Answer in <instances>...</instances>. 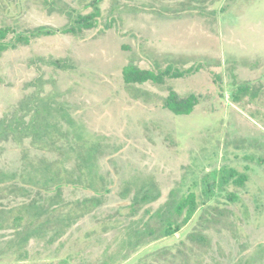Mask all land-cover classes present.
Returning a JSON list of instances; mask_svg holds the SVG:
<instances>
[{"label":"rangeland","instance_id":"374dc122","mask_svg":"<svg viewBox=\"0 0 264 264\" xmlns=\"http://www.w3.org/2000/svg\"><path fill=\"white\" fill-rule=\"evenodd\" d=\"M90 1L0 0V264H264V0H103L81 35L18 40Z\"/></svg>","mask_w":264,"mask_h":264},{"label":"trees","instance_id":"16d2710c","mask_svg":"<svg viewBox=\"0 0 264 264\" xmlns=\"http://www.w3.org/2000/svg\"><path fill=\"white\" fill-rule=\"evenodd\" d=\"M103 0H92L84 5V7H90L93 8V13H90L87 16H80L78 18L72 17L71 23H69L66 27L59 29V30H52L49 28H37L34 31L30 32L29 34L25 33L23 35H18V40L22 43L27 44L31 38H35L38 36H50L54 35L57 32L63 34V35H81L82 31L84 29H87L88 27L93 26L91 19L99 15V12L96 8V6L102 2ZM91 21V22H90ZM7 34L6 29H0V53L8 50L10 48V45H8L6 42L3 40L5 39ZM28 37H31L28 40ZM57 64V63H56ZM193 69L189 68L187 70H182L179 71L177 69H172L171 67L166 68L164 71L160 72H154L151 70H142L139 69L135 66H126L122 70V78L123 82L126 85H143L146 83H152L156 85H163L166 79H181L183 78L186 74L192 73ZM240 90V94L243 95L245 93L251 94L250 88L245 84V86L238 87ZM233 95V94H232ZM234 100L239 99V95H233ZM198 105V99L195 95H189L186 98H178V96L174 92H170L167 98L165 99L163 103L164 109H167L170 111L173 115L176 116H187L191 114L193 109ZM60 177V176H59ZM68 177V176H67ZM221 179L225 181V183L231 179H233V183L237 186L240 187L244 183V177L243 176H238L237 173L234 170H230L229 173H224L220 175ZM64 177H62L63 179ZM69 183V182H66ZM21 192L22 190H17ZM24 196V194L22 195ZM195 195L190 194L187 197L181 198L179 201L176 202L174 208H173V213L174 216H180L184 215L182 223H186L191 219V217L195 213V206H196V201H195ZM231 201L234 199V195L229 198ZM91 204L95 205L93 200L90 201H85L82 203V205L86 204ZM23 206H19V209H17V213L21 214ZM23 217L21 215H17L14 217V226H19L20 223L22 222ZM171 230L168 231V235H171L173 232H170Z\"/></svg>","mask_w":264,"mask_h":264}]
</instances>
